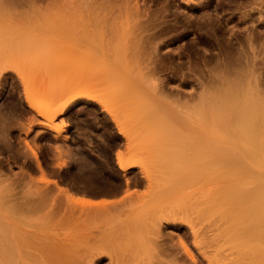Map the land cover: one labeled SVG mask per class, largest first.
<instances>
[{
  "label": "bare ground",
  "instance_id": "obj_1",
  "mask_svg": "<svg viewBox=\"0 0 264 264\" xmlns=\"http://www.w3.org/2000/svg\"><path fill=\"white\" fill-rule=\"evenodd\" d=\"M144 1L145 0H0V82L6 79V77H9L11 79L13 78V81L15 83L17 82L16 84L18 86L20 83L22 88H19L21 91H24V99L27 107L44 118L41 123L43 122L42 126H46L47 128L48 126L50 128L52 127L51 122L54 123L52 121L54 115L53 109L57 107V112L64 108H62V105L65 106L64 104L66 103L65 93L68 94L66 96L68 101L71 97L76 95L74 99L78 97L86 98L97 101L98 103H104L102 99L103 95L105 96V101L106 98L111 99V102L115 100L117 103H120L118 105L122 107L125 113V119L128 118L126 122L131 120L130 123H132V127L135 128L136 133L130 132L127 134L125 131L126 129L122 128L124 125L121 124L122 126L120 127L121 120L119 121L117 115H114L118 114L117 112L119 111L116 112V110H114L116 113L112 114V108H109L110 112H106L111 114V119L114 123L118 124L119 132L124 134L127 139H130V141H127L130 142V145L128 143L129 147L135 142L132 145H135L137 151L138 149L141 151V154L147 158L148 162L146 163H150L149 167L152 164L154 167L153 169H155L157 173V175H153L154 177L152 176L153 178L147 177L150 174H148L149 169L146 168L149 167L145 168L144 165H147L144 163L142 167L140 166V161H146V159L140 160L139 157L137 158L139 162L136 161V164L141 168L144 167L141 171L144 173L143 175H145L143 177H147L145 180H147L146 182L150 185L151 189H149V194H146L147 198L151 200L150 205H148L149 207L151 206V209L148 208V212L143 209L145 214H142L144 212L141 207V210L136 207L133 208L134 205L132 204L135 200L128 199L131 203H126L128 202L126 197L129 196L128 198H130L131 195V193L127 191V188L126 191L129 193H124L125 195H121V198H117V200H112L111 198H88L87 200H80V205H78L79 203L77 205L83 206L86 209L78 207L86 213L82 212V214L88 216L87 218L92 215L94 223H96V220H99L102 224L98 227V230L96 225H93V223L90 224L95 227V233L98 232L100 235L95 234L98 237L95 243L92 241L94 244L89 242L92 246L88 244V242H86L88 247L84 246L86 245L84 243L83 249L86 248V251L84 250L83 252L82 249L78 247L79 250L82 251L81 258L78 256L80 262L76 260L79 263H76L74 259L72 260H74V264H99L102 258L100 255L103 253L105 255L107 254L105 257L109 258V260H107L108 258L106 259L108 261L107 264H153V261H155V263L157 261L155 256H157L160 251H163L162 255H158L160 258H157L158 260L162 259L163 264H169L168 262H170V259L172 262L173 258L177 256V251L175 255L172 254V258L168 256L169 261L166 260L167 257H165L166 259L163 258L162 256H167V253H170V250L168 251L166 247L171 242L168 243V241H164L166 238L162 239V241L161 237L163 234L159 235V233H162V231H160L162 226H169L171 225L170 222H173L175 228H182V223L179 224L177 222L183 221V223H187V230L190 234V245L193 251L191 250L192 248L190 249L188 245L177 236V241H172L173 243L168 246L169 249L174 248L181 251V255L179 256L181 259L178 258V261L176 258L173 264H264V7L262 8L260 4L262 0L259 2L257 1V4L256 0H244L245 2L242 1V3H239L243 7H246V9H243L239 4H235L237 0L234 2L235 5H231V2H229L228 5L226 0H221L223 3L225 1L229 10L231 6L235 7L237 5L236 7H240L238 13H240V11L242 12V9L244 11V13H240L239 15L235 14L233 18L238 17L234 19H232V16H230L231 13L229 12V14H227L229 16L226 15V17H224L223 23L218 22V19H221L222 15H220L218 19L212 18L215 21L211 22L212 19L210 20L207 16L204 17L205 14L210 16V14H208L209 12H200L202 13L199 14L200 16L192 12L193 16H199L197 20L203 17L200 19L202 21L200 22L199 20L198 23L197 20L195 21V17L193 18L190 14L191 10H188L189 12L187 13L191 15L190 17L192 19H188V22L186 21L187 23L184 24H188L190 21V24L194 25L195 22H197L196 24H198L200 28L194 26L199 30L204 28L206 30H211L209 32H215V34L216 32H220L216 34V37H214L215 35L213 36L214 33H207L215 38H212L216 44L213 43L215 45V50L210 49V46L207 48L212 52L214 51L213 53L210 52L209 55L205 54V52H199L201 54L199 55L195 52L196 54L193 55L195 58L190 57L189 60L178 58L180 61L174 58L173 53H170L168 50L170 49L169 47L161 50L163 44L168 41L163 42L159 40L162 37L161 35H165L167 30H169L170 33L172 31L170 29L174 27L173 25L171 27L169 24V28L168 23L167 25L163 24L167 21L173 23L175 17L174 21L173 19H171V21L169 20L171 15H169V17L167 16V21L164 22L163 19L167 18L166 15L165 18H162L164 14L159 18L164 11L161 12L160 9L159 13H161L158 14V16L160 15L159 17L156 15L158 11L152 15L150 12L154 13L156 9L147 12L143 8L144 4H146ZM160 1L162 0L158 1L159 4H162ZM163 1L164 5L166 2L165 0ZM185 1L186 4L191 3L190 6L195 7L197 6L198 0ZM200 1H202L201 5L207 4L208 6L211 1L215 0ZM42 2L44 5H48L44 6L40 4ZM44 2L48 3L45 4ZM173 2L174 1H172V6L174 5ZM199 3L200 2H198V4ZM263 4L264 3H262V5ZM212 6H214L213 3ZM217 6H219L218 3ZM221 6L222 5H220V7ZM200 7L199 4L198 8ZM204 7H206V5ZM176 8H178V6ZM176 8H174L175 12L178 10ZM189 8L190 7H188V9ZM201 8L200 11H206L205 8L204 10H201ZM209 8L210 6L207 10ZM212 8L218 9L216 5ZM221 8L223 9L224 7L222 6ZM233 9L235 11V8ZM218 10H220V8ZM182 11L183 10L178 13L182 14L186 10ZM214 12L216 13L217 11L214 10ZM218 12L216 14L219 16ZM187 13H183L186 18L189 17L186 15ZM211 14L214 13L212 12ZM233 20L234 22L237 21L238 26L239 24L242 25L241 29H238V27L235 28L237 23H232ZM183 21L181 22V20L176 18V23H174L177 28H172L175 30L172 33L175 34L176 29L182 31L189 25H183V27H185L182 29ZM245 22L249 23L245 25ZM194 26H192V28ZM167 27L168 29H166ZM193 29L191 33H193ZM159 30H163L165 34H161ZM186 31H188V29ZM224 32L227 33V35H224ZM168 34L165 36L168 37ZM180 34L176 33L175 35L177 36ZM201 34L202 33H200V36ZM204 34L203 32L202 36L207 39L206 37L208 36ZM165 36H163L161 40H164V38L166 39ZM172 37L173 34L168 40L173 41ZM181 37H183V35H181ZM174 38L179 39V37ZM209 38L211 39L210 36ZM211 41L210 43L212 44L214 41ZM191 42L194 43V41H190V44H192ZM186 43L189 44L188 42ZM179 45L183 44L181 43ZM196 45L198 46V44ZM165 46H167V43ZM173 47L177 46L174 45ZM181 47H185V45ZM188 47H191V45ZM213 47L214 46H212V48ZM177 48L179 50L183 49L180 47ZM204 48L206 47L204 46ZM204 48H202V50H204ZM165 49L168 51H164ZM172 49L171 47V51ZM176 49L173 50L177 53L179 50L177 49L176 51ZM190 49L191 48H188V50ZM183 50H185V52L187 51L186 49ZM191 51H196V49L194 48V50ZM179 54L182 55L183 53H178V55ZM186 56L188 57V54H186L185 57ZM178 57L181 56L179 55ZM165 69H167V71L169 70L173 75L167 76L168 74L165 73L167 74L166 77L163 74ZM176 74L178 78L177 81L193 82L196 87L194 89L191 86V88L195 92H192V89V93L188 90L189 92H185L187 96H181V98L178 95L179 92L173 90V88L172 90L176 92L175 98H172V96H174L172 95L173 93H171L172 96L168 95L170 89L168 88L169 90H167V87H163L161 84H164V82L166 83L167 79L171 80L170 78ZM171 81H173V79ZM83 83L85 84L83 85ZM87 83L94 84L95 87L98 86V91H102V93L96 94L95 92L93 94V89H91L93 95H91L90 92H84L87 90H84V87H89L86 86ZM80 84L83 85V88L79 87L82 86ZM164 85L166 86L167 84ZM13 86L16 85L13 84ZM32 87L35 88L33 89ZM74 87L77 90H74ZM80 88L84 91H81ZM163 88L166 89V92ZM196 89L198 90L196 91ZM16 90L19 91L17 87ZM41 90L45 92L41 94H50V97L51 94L52 96H57L59 94L58 96L60 97L64 94V98L61 97L64 103L61 105L60 99H57L58 97H51V99L54 98L60 102L55 101L59 104L58 106H55V102L52 100L54 103L51 108L52 110H50L49 107V109H46L47 107L45 109L38 108L34 105L33 97L36 98L37 94L35 96L34 93H40ZM17 91H13L15 95ZM66 91H70V93L71 91H77V93L73 92L72 96L68 97L71 94ZM95 91H97L96 88ZM178 91L182 92L181 89H178ZM10 93L12 92L10 91ZM21 93L22 92H20V98L21 95H23V93ZM8 98L10 97L8 96ZM108 102H110V100ZM116 102L114 104H116ZM15 103H13L14 106H17L18 104L15 105ZM20 103L21 102H19V104ZM45 103H48L47 100ZM45 103L41 106L44 107V105H46ZM106 104L108 105V103ZM106 104L104 105L107 106ZM0 107L5 106L2 105ZM8 109L6 110L7 112H9ZM16 110L15 108V111ZM3 111L4 110L1 111L2 117ZM15 111L14 113H16ZM10 112H12V110H10ZM18 113L20 114L21 112ZM9 114L11 117L13 112ZM5 115V118L10 119L9 116H7L8 114L5 113ZM1 119L3 123V118ZM26 122H28V120ZM133 122L135 123L133 124ZM130 123L128 124L130 125ZM6 124L7 123L1 125L5 128H3L2 133L0 132L2 135L7 128ZM127 127L129 129L132 128L128 125L124 128ZM128 128L127 130L129 131ZM137 128H140L139 132ZM152 134L154 135L151 136ZM2 135L0 137H3ZM4 136L6 137L5 134ZM2 139L0 138V144L1 141H4V138ZM8 139H6V142L4 141L6 144L3 142L5 145H7V142L10 140ZM28 146L27 144V147ZM129 147L127 146V148ZM130 151L135 152L137 155L133 147L129 148V152ZM117 152L115 159L118 167L125 172L130 165L124 162L122 160V155ZM19 153H21V149L17 154ZM24 154L26 155V153ZM32 154L35 158L37 157L35 152H32ZM153 169L152 171H154ZM1 173L0 176L4 174L3 172ZM2 177H4V175L1 176L0 179V264H37V262L40 261H38L39 258L37 254L34 253L39 247L34 249L36 244H42L41 246H46L48 248V244L52 243V245H54L57 243L55 241H49V237L51 236L48 235L47 232L46 234L49 237L45 235V232H41L42 235L39 234L42 230L40 228L42 226L41 223L45 222V224H47L43 217H46L48 213H45L46 216H44L45 214L43 211H46V209L43 208H47L48 210V204H46L48 200H41V198H46L48 192L42 188L43 193H41V191L37 189H41L38 188L41 186L44 187L48 181H41L40 178L41 184H44L37 188L35 185H39L40 182L34 185L37 192H35V188L33 190V188L31 189V186L28 185L27 190L29 192L33 190V193L31 192L30 195L26 187L24 189L28 194H21L25 191H23L24 189L22 190V187L19 189L18 184V191L21 192L20 190H22V192L17 194L16 188L12 187L15 190L7 189L8 186L4 183L5 181H3ZM7 178L10 180L12 177ZM34 180H32V182H34ZM10 182H8V185L12 186L13 183L11 182L12 184H10ZM25 182L26 181H24V183ZM28 182H31L30 178L26 183ZM13 186L15 187V185ZM32 194H36L38 198L33 196V198H35L32 199ZM17 195H20L21 198ZM22 198H24V200ZM133 198L136 199V197ZM19 199L23 201L20 202ZM73 200L74 198L69 200V202ZM122 200H126L124 201L125 203ZM117 203L119 204V208L117 207ZM123 203L126 204V206ZM121 204H123L122 207H120ZM128 205H130L129 208H132L131 210H128L129 208L127 209ZM113 206L116 207L114 208ZM119 209H122L123 212ZM117 210L119 212L121 211L120 213H126L127 216L129 215L127 212L131 211V217L133 212H136L132 217L133 221H131L132 219L129 220L131 218L130 215L129 218L126 215L124 216V218H127L131 222V225L130 222L124 219L119 213L115 214L118 212ZM40 211H42L41 214L43 215L40 214L41 219H38ZM88 213L89 215H87ZM146 213L150 215L148 217L151 223L150 221H143V219L148 220ZM117 215L124 220L122 218H117ZM106 216H111V218L105 219ZM112 217L114 218L112 219ZM35 219L36 222L37 220L39 222L37 225H35L36 222H34L35 224L33 223ZM100 219L104 220L101 221ZM106 220L109 222L107 223ZM203 220H205L206 223L205 229L207 228V234L204 235V238H201L202 235L199 238L196 226L202 223ZM104 221H106L107 224H110V221H120L122 223L118 226V222H115V224L112 225L117 227L111 226L112 228L109 227L110 230H108L109 228H107L106 224V229L108 230L106 231L105 228L104 230L101 227L105 225L103 224L105 223ZM83 222L85 223V221ZM138 222L139 224L142 222V224L138 225ZM86 223L89 224V222ZM99 224L97 226H99ZM145 224L148 227H143V225L146 226ZM90 225H88V227L93 229ZM37 226L40 228V230L38 229V235L36 234L38 231L35 230ZM77 226L76 224L75 228ZM46 227H44L42 231H46ZM81 227L83 228V226ZM49 228L50 227H48V229ZM85 228L86 227H84L83 230L86 232L88 229ZM101 228L103 230H101ZM78 230H80L79 227ZM83 230L81 233L84 232ZM47 231L49 232L50 230ZM52 231L55 233L54 230ZM101 232H103L104 234L102 233V235H105L104 237L107 236L109 240L103 236V239L99 238L101 237ZM147 232H150L152 235ZM81 233L77 232L76 234L74 233V235L78 237V234ZM105 233L109 235L112 233L113 235L111 234V236H113V238L111 236L108 237L109 235ZM57 234L59 235V232L56 233V236ZM66 235L68 237L69 233ZM87 235L86 237L88 238ZM93 235L94 232L92 236ZM153 235L156 239V236L160 237L158 239L162 242L153 238ZM144 236H146V238ZM148 236L151 237L147 238ZM36 238H38L39 241ZM48 238L49 240H47ZM59 238L57 236V246L51 245L49 249L52 251H47H49V254L55 250L51 253V255L53 254L51 258H54L53 260L59 259L56 260L58 264L59 261L60 264H63L62 262H64L66 258L67 260L65 262H67L68 259L71 260L69 257L72 255L71 253L68 255L69 257L66 256L69 252H66L65 245H72L74 242L68 243L67 241L66 244L64 242L66 241L65 239L63 241ZM82 238L85 237L82 236ZM92 238L95 239V236ZM68 240L69 242L73 241V239ZM98 240L99 242H97ZM48 241L50 243H48ZM62 241L65 245L62 244ZM79 241H81V239ZM158 241L162 244L165 242L163 244L164 246L167 243L165 249ZM157 245L160 247L163 246V248L161 247V250L158 251V248L155 249ZM60 246H63L64 250H62L63 247L60 248ZM80 247L82 248V244ZM148 251H150V253ZM164 251L168 252L165 253ZM37 252L40 251L38 250ZM34 255L36 256L37 262H33L36 261ZM47 256L46 258H49L50 255ZM72 257L77 259L76 256ZM145 257H152L148 259L152 261L148 262ZM153 257L155 260H153ZM41 259L43 258L41 257ZM49 260L46 259L45 262H49ZM164 260H166L167 263ZM56 261L53 263L57 264ZM160 261H158L159 264H162ZM50 262V264H52V260ZM42 263L43 262H41V264ZM67 264L72 263L70 262Z\"/></svg>",
  "mask_w": 264,
  "mask_h": 264
},
{
  "label": "rangeland",
  "instance_id": "obj_2",
  "mask_svg": "<svg viewBox=\"0 0 264 264\" xmlns=\"http://www.w3.org/2000/svg\"><path fill=\"white\" fill-rule=\"evenodd\" d=\"M48 1V0H47ZM147 1V2H146ZM157 1V2H156ZM159 0H145L144 2L146 3V4H144V6H143V8L148 12H150V11H154V10H152V9H156V12H154V13H152V12H150L152 15L153 14H155V13H157V11H158V13L156 14L157 16H158V14H160L162 11H164V12H162L161 13V16L159 17V18H161L162 17V15L164 16V17H162V18H165V15H166V17L168 16L169 17V15H171V17H169V20H171V19H173V21H174V17H175V23H176V18L177 19H179V20H181V22L183 21V24H182V27H181V25H180V27L183 29L186 25H191L190 24V21H189V23L188 24H184V23H187L188 21V19L190 20V19H192L190 16L193 14L192 12H194V14H197V15H199V14H202V13H208V14H210V16L209 15H206L205 14V16L204 17H209L210 18V20L212 19V18H214V19H218V18H220V15H222V17H221V19H218V22H222L223 23V20H224V17H226V15L227 14H229V12L231 13V15L230 16H232V19H234V18H237L238 16L237 15H239L240 13H244V11H243V9H246V7H243L242 5H240L239 3H242V1L243 2H245L244 0H231V1H228V0H226V2H227V4L229 5V2H231L232 4L231 5H235V4H239V6H242V12L240 11V13H238L239 12V10H240V7L238 6V7H233V6H231L230 7V10H229V7L225 4V1H224V3H223V1H221V0H218V2H217V0H215V1H211V3L210 2H208V3H210L208 6H207V4H202L201 5V2L202 1H200V0H196L197 1V6H195V7H192V6H190L191 5V3L190 4H186V1L185 0H165V4H166V6H165V4L163 5V3H164V1L162 0V1H160L162 4H159V2H158ZM172 1H174L173 2V6H172ZM185 1V2H184ZM210 1V0H209ZM220 1H221V3H220ZM237 3H236V2ZM259 1H261V0H256V4L258 3ZM155 2V3H154ZM198 2H200L199 4H200V6L202 7H200L201 8V10H204V8L206 9V11L204 10V11H200V8H198L199 7V4H198ZM234 2H235V4H234ZM45 4H47L48 2H44ZM142 3V2H141ZM147 3H149L150 4V6H149V4H147ZM158 3V4H157ZM169 3V4H168ZM187 3H189V2H187ZM212 3H213V5L214 6H212ZM216 3V4H215ZM217 3H218V5L219 6H217ZM262 3H264V0H262V2L260 3L261 4V6H262V8L264 7L263 5H262ZM40 4H42V5H44L43 4V2L42 3H40ZM175 4H178V5H175ZM182 4V5H181ZM226 5V6H224V5ZM253 4H255V3H253ZM48 5V4H47ZM47 5H44V6H47ZM170 5V6H169ZM206 5V7L208 8L209 6H210V8L207 10V8L206 7H204ZM215 5H216V7L219 9L220 8V10H218V9H215V8H212V7H215ZM220 5H222L224 8V10L220 7ZM41 6V5H40ZM149 8H148V7ZM178 6V8H176V7ZM188 7H190L189 9H188ZM197 7V8H196ZM204 7V8H203ZM228 7V8H227ZM46 8H48V7H46ZM174 8H176V9H178V10H176V12H175V9ZM187 8V9H186ZM196 8V9H195ZM232 8V9H231ZM233 8H235V11H234V9ZM149 9V10H148ZM160 9H161V12L159 13V11H160ZM174 9V10H173ZM183 10V11H185V12H183L184 14L185 13H187V12H189L190 10V14H186V15H188L187 17L188 18H186V16H184V14L182 13V14H180V13H178V12H180L181 10ZM198 9V10H197ZM44 10H46V9H44ZM189 10V11H188ZM213 10V11H212ZM214 10L215 11H219L218 13H219V16H218V14H216L215 12H214ZM221 10H222V12H224V13H222L221 12ZM226 10H228V11H226ZM47 11V10H46ZM145 11V12H146ZM200 12H202V13H200ZM214 13V14H216L215 16H216V18H215V16H213L214 14H211V13ZM234 14H233V13ZM150 13H145V14H150ZM221 13V14H220ZM226 13V14H225ZM168 14V15H167ZM180 14V15H179ZM233 14V15H232ZM235 14H237L236 16L237 17H234L233 18V16L235 15ZM225 15V16H224ZM193 16V15H192ZM196 15H194L193 16V18L195 17ZM200 16V15H199ZM199 16H197V17H195V21L198 19V17ZM218 16V17H217ZM227 16H229V15H227ZM168 17L167 18H165V19H163L164 20V22H166L167 21V19H168ZM173 17V18H172ZM183 17H185L186 18V20H185V18H183ZM201 18H203V17H201ZM200 18V19H201ZM223 18V19H222ZM183 19V20H182ZM199 19V20H200ZM199 20H197L198 21V23H199ZM235 20H238V19H235ZM172 21V20H171ZM187 21V22H186ZM202 20H200V22H201ZM212 21H215V20H211V22ZM173 22V23H174ZM234 22V20L232 21V23ZM167 23H168V26H169V24H170V26L172 27V25L174 26V27H172V28H175L176 26H175V23L173 24V23H171V22H166L165 24H163V25H167ZM197 22H195V26H198V24H196ZM234 23H237V21H235ZM246 24L245 25H247L248 23L247 22H245ZM183 25H185L184 27H183ZM186 26L185 27V29L184 30H178V29H176V32H175V34L177 33H181V32H183V33H181L180 35H175L174 33H172V32H174L175 30L174 29H170V30H172L170 33H171V35H170V33H169V30H167L165 33H163V30L161 31V30H159V31H161V34H165V35H167L168 33V37L170 36H172V34H173V37H172V39H173V41L172 40H168L169 38L167 37V36H165V35H161L162 37L163 36H165L166 37V39L164 38V40H161V39H163L162 37L159 39L160 41H168V42H166L167 43V46H165L166 45V43H164L163 44V47L161 48V50L163 49V48H170V49H168L169 51H170V53H173V56H174V58H176V60H178V61H180V59H178V58H182V59H190V57H192V58H195L193 55L194 54H196V53H198L199 55H201L200 53H203V52H205V54H209L210 55V52H212L211 50H208L207 48H209V46L211 47L210 49H214L215 50V41L214 40H212V38L213 39H215L214 37H216V34H219V32L217 33L216 32V34H215V32H209V31H211V30H209V29H204V28H202V29H197V27H195L194 25H191V26ZM170 26H169V28H170ZM192 26H194L193 28H192ZM236 27H238V29H241V27H242V25H240L239 24V26H238V23L236 24V26H235V28ZM240 27V28H239ZM177 28V27H176ZM178 28H179V26H178ZM190 28H191V31H190ZM198 28H200L199 26H198ZM161 29V28H160ZM166 29H168V27L166 28ZM166 29H164V30H166ZM188 29V31H186ZM192 29H193V33H191L192 32ZM203 29H204V31H203ZM199 30V31H198ZM179 31V32H178ZM195 31V32H194ZM205 31H207V32H205ZM243 31V30H242ZM203 32L205 33L204 35H206V36H208V37H206L207 39H205V37L204 36H202V34H203ZM184 33H187V34H184ZM200 33H202L201 34V36H200ZM210 33V34H212V33H214L213 34V36H211V35H208V34ZM181 35H183V37H181ZM224 35H227V33H225L224 32ZM209 36L211 37V39L209 38ZM174 37H179V39H177V38H174ZM202 38V39H201ZM182 39V40H181ZM214 41V42H212V41ZM190 41H194V43L193 42H191L192 44H190ZM206 41H207V43H206ZM209 41V42H208ZM210 41L212 42V44L210 43ZM172 44H171V43ZM177 42V43H176ZM186 42H188L189 44H187ZM199 42V43H198ZM183 44V45H185V47H181V46H183V45H179V44ZM210 43V44H209ZM160 44V43H159ZM187 44V45H186ZM196 44H198V46L196 45ZM170 45V46H169ZM172 45V46H171ZM174 45H176L177 47H180V48H183V49H186L187 51L185 52V50H183V49H178L177 47H173ZM191 45V47H188V46H190ZM201 45H203V46H201ZM214 46L213 48H212V46ZM161 46H162V42H161ZM196 49V51H191V50H194V48ZM204 46L206 47V48H204ZM171 47L173 48V49H178L179 51L176 53L173 49H172V51H171ZM186 47H188V48H191L190 50H188V48H186ZM196 47H198V48H196ZM200 47V48H199ZM204 48V50H202V48ZM166 48V49H167ZM166 49L164 50V51H166ZM177 49H176V51H177ZM199 49V50H198ZM202 50V52H201V50ZM208 51H207V50ZM167 50V51H168ZM182 50H183V52H182ZM207 51V53H206V51ZM166 51V52H167ZM174 52H175V54H174ZM186 54H188V57L186 56L185 57V53ZM192 52H194V53H192ZM196 52V53H195ZM200 52V53H199ZM209 52V53H208ZM214 52V51H213ZM212 52V53H213ZM162 53H164V52H162ZM169 53V54H170ZM178 53H183L182 55L181 54H179L181 57H178L179 55H178ZM190 53H191V56H190ZM216 53V52H215ZM177 54V55H176ZM172 55V54H171ZM170 55V56H171ZM209 55H207V56H209ZM173 56H171V57H173ZM197 56V55H196ZM185 57V58H184ZM167 59V58H166ZM168 60V59H167ZM169 61V60H168ZM166 71V72H165ZM165 71H163V74L166 76L167 74V76H170V75H173V74H171V72L168 70L167 71V69H165ZM169 72V73H168ZM165 73H167V74H165ZM166 76V77H167ZM176 78V79H175ZM171 80L173 79V81H171V80H169V79H167V82L171 85H169L167 82L165 83L164 82V84H167L166 86L164 85V84H161L163 87H167V90H169L168 91V95H170V96H172V95H174V96H172V98H175V91H177V92H179V97H181V96H187V94L185 95V92L187 91V92H189L188 90H190V92H191V89L192 88H194L195 89V84L193 83V82H189V81H186L187 83H188V85H187V83L186 82H183V81H181V80H178L177 81V74L176 75H174V76H172V78H170ZM175 80V81H174ZM13 81V78L11 79V78H9V77H6V79H4V80H2L1 82H0V106H5V107H0L1 109H0V112L2 111V110H4L3 111V117H2V112L0 113V119L1 118H3V121L5 122V123H7L6 124V130L4 131V133H3V135L2 134H0V136L2 135L3 137H0L1 139L2 138H4V141L6 142L7 140L6 139H8L9 141V144H8V142H7V145H5L2 141H1V146H0V171L1 172H3L4 174V177H2L3 178V181H5L4 183L5 184H7V189L9 188V189H13V188H16V190L18 191L19 189H21L20 187H22V190L26 187V190H27V187H28V185L29 186H31V189L33 188V190H34V188H35V186H36V188L38 187V186H40V185H43L44 183H42L41 184V181L42 180H47L48 181V183L47 184H45L44 185V187L43 186H41V187H38V188H41V189H37L38 191H41V193H43V191H42V188H43V190L45 189L47 192H48V195L46 196V198H41V200H43V199H46V200H48L47 202L48 203H46V204H48L47 205V207H48V210H47V208H43V209H46V211H43V213L45 214V213H48V215L46 216V214L44 215V216H46V217H43V219L45 218V220H46V222H47V224L49 225H47V224H45V222L44 223H41V221H40V223L42 224V226L40 227L42 230H44V227H46L47 228V230H50L49 232L46 230V231H40V233H39V230H40V228H39V226H40V224H39V226H37V228H35V230L36 231H38L36 234L38 235V233L40 234V235H42V233L41 232H45V235H47L46 234V232L48 233V235H50L51 237H49L48 235H47V237H49L50 238V240H49V238L47 239V240H49V241H51V242H57V243H53L54 245H56V244H58V241H56V239H57V236H58V238L60 239V240H63L64 241V239L66 240V241H64L66 244H67V241H68V243H73L74 242V244H72V245H74V246H72V245H65L64 244V242L62 243V244H64L65 245V247H66V252H69L68 254L67 253H65L64 251H61V252H64L65 254H67L66 256L67 257H69L68 255H70L71 253H72V255H70L71 257H69V258H71V260L72 259H74L75 261L76 260H78V256L80 257L81 255H82V251L84 252V250L86 249H83V245H84V243L86 244V242H88V244H90L91 246H92V244H94L95 242H96V239H97V235H100V234H98V232L97 233H95L96 232V229H95V227L94 226H92V225H90V224H92L93 223V225H96V228H97V230L99 229L98 227H100V225L102 224V222H100L99 220H96L95 222L97 223H94V219L92 218L93 216L91 215V216H89V218H87L88 216H85V211L83 212V210L82 209H79L80 207L82 208L83 206H78V205H80V200H82V199H102V198H104V199H112V200H117V198L119 199V198H121L120 196L121 195H125L124 193H126L127 191H129L130 193H131V195H133V196H131L130 195V198H133V197H136V199L135 198H133V199H130V198H128L129 196H127L126 198H127V201L128 202H126L127 204H129V203H131V201L129 202V200H135V201H133L132 203V205H134L133 206V208L134 207H136V208H138L139 210H141L142 209V211H143V209L146 211V212H148L149 211V209L148 208H150L151 209V206L149 207L148 205H150V201L151 200H149V198H147V196H146V194L148 195L149 194V192H150V185L146 182L147 180H145L147 177H152L153 175L155 176V175H157V173H156V170L155 169H153L154 167L152 166V164L150 165V167H151V169H150V167H149V164L150 163H146V162H148L147 161V158H145V156L144 155H142L141 154V151L138 149V151H137V148L135 147V145H132V144H134L135 142H133V140H132V144H131V146L130 147H133V149H135V151L137 152V155H136V153L135 152H132V151H134V150H132V151H130L129 152V145H130V142H127V141H130V139H127V137L126 136H124V134H122V133H120L119 132V130H118V124H116V123H114V121L111 119V114H109L108 112H106V111H109L111 108H112V114H114V113H116L117 111H119V112H117L118 114H114V115H117V117H118V120L120 121V127L122 126V125H124L122 128L123 129H126L125 131H126V133L128 134V133H136V131H135V128H133L132 127V123H130V121L131 120H129V122H126L127 121V119L128 118H126L125 119V117H124V111H123V109H122V107H119L120 105H118V104H120V103H117L115 100H113V102H111L112 100L111 99H108V98H106V101H105V99H104V95L102 96L103 98V102L104 103H98L97 101H94V100H90V99H86V98H76V99H74L76 96H74V97H71L70 99H69V101L67 100V95L68 94H66L65 93V100H66V103L64 104L65 106H63L62 105V103H64V100L61 98V97H63V95L64 94H62V96L60 97V96H52V94H51V97H58L57 99H60V102L59 101H57V100H55L54 98H52L51 99V97H50V94L49 95H43V94H41V93H45L43 90H41L40 91V93H38V92H35L34 93V95L36 96V94H37V97L35 98V97H33V100H34V105L35 106H37L38 108H42V109H45L46 107V109H49L50 108V110H52L51 108L53 107V102H55V101H57V102H59L61 105H62V108L63 109H61V111H57L56 112V108L57 107H55V106H58L59 104H57L56 102H55V108L53 109V112H54V115H53V117H52V121L55 123H52L51 122V125H52V127H54V128H50L49 126H48V128L46 127V126H42V123H41V121H43L44 120V118H42V116H40L39 114H37L36 112H34L32 109H29V107H27V105H26V103H25V99H24V91L22 90H20V88H22L21 87V85H20V83H19V86L14 82H12ZM181 81V82H180ZM4 82V83H3ZM12 82V83H11ZM180 83V84H179ZM182 83V84H181ZM13 84L14 85H16V86H13ZM85 83H83V85H84ZM89 83H87L86 84V86H89V87H84V90L85 89H87V90H83L82 88H83V85L82 84H80V85H82V86H79V87H82V88H80L81 89V91H84V92H92L91 91V89H93V94L96 92V94H99V93H102V91L100 92V91H98V89H97V87L98 86H94V84L92 85L91 83V85L89 84ZM186 84V85H185ZM193 85H194V87H193ZM35 86V85H34ZM93 86V87H92ZM191 86H192V88H191ZM12 87V88H11ZM15 87V88H14ZM16 87H17V89L19 90V91H17L16 90ZM20 87V88H19ZM47 87H48V85H47ZM183 89H182V88ZM11 88V89H10ZM33 88V87H32ZM35 88V87H34ZM33 88V89H34ZM75 88V87H74ZM74 88H72V89H74ZM78 88V87H77ZM95 88H96V90L98 91H95ZM169 88V89H168ZM174 88V89H173ZM12 89H14V90H12ZM48 89V88H47ZM79 89V88H78ZM164 89V91L166 90L165 88H163ZM175 90V91H173V90ZM178 89H181L182 90V92L181 91H178ZM74 90H77L76 88L74 89ZM89 90V91H88ZM172 90V91H171ZM193 90V89H192ZM198 89H196V91H197ZM10 91L12 92V93H10ZM16 92L17 91V94L15 95V93L14 92ZM46 91H48V90H46ZM20 92H22L23 93V95H21V98H20ZM67 93H69V94H71V95H69L68 97H70V96H72V94H73V92H76L77 93V91H71V93H70V91L68 92V91H66ZM166 92V91H165ZM181 92V93H180ZM186 92V93H187ZM192 92H195L194 90L192 91ZM191 92V93H192ZM21 93V94H22ZM89 93V94H90ZM171 93H173L172 95H171ZM183 93H184V95H183ZM10 94H11V96H10ZM47 94V93H46ZM92 93H91V95H93ZM96 94H95V96H96ZM182 94V95H181ZM19 95V96H18ZM61 95V94H60ZM166 95H167V93H166ZM8 96L11 98H8ZM17 97V98H15V97ZM22 96H23V98H22ZM32 96V95H31ZM46 96V97H45ZM6 97V98H5ZM40 97V98H39ZM47 97H48V99H47ZM178 97V96H177ZM16 99V103H15V99ZM20 98V99H19ZM44 98V99H43ZM64 98V97H63ZM170 98V97H169ZM182 98V97H181ZM12 101H10V100ZM13 99V100H12ZM18 99V100H17ZM24 99V100H23ZM50 99V100H49ZM81 99V100H80ZM20 100V101H19ZM46 100H47V104L45 103L46 102ZM52 100H53V102H52ZM78 100V101H77ZM110 100V102H108V101ZM10 101V102H9ZM49 101H51V102H49ZM68 101V102H67ZM18 102V103H17ZM19 102H23L22 104L20 103L19 104ZM70 102V103H69ZM108 103V105H109V107H108V105L106 104V103ZM116 102V104H114ZM4 103V104H3ZM13 103H15V105H17V106H14V104ZM43 103H45L46 105H44V107H42L41 105H43ZM68 103V104H67ZM10 104V105H9ZM13 104V105H12ZM99 104H100V106H99ZM104 104H106L107 106H103ZM111 104V105H110ZM113 104V105H112ZM21 105V106H20ZM8 106H9V109L10 110H12V112H13V114H12V112H10V110L8 109ZM19 106V107H18ZM116 106V107H115ZM10 107H12V108H10ZM17 109L16 111H15V108ZM49 107V108H48ZM59 107H61V106H59ZM106 107H108V108H106ZM8 109V111L9 112H7L6 110ZM14 108V109H13ZM25 108V109H24ZM26 108H28V109H26ZM110 108V109H109ZM58 109V108H57ZM105 109V110H104ZM26 110H27V112H26ZM32 110V111H31ZM63 110V111H62ZM114 110H116V112L114 111ZM14 111L16 112V113H14ZM23 111V112H22ZM29 111V112H28ZM105 111V112H104ZM18 112H21L20 114L18 113ZM34 112V113H33ZM110 112V111H109ZM5 113L6 114H8L7 116H9L10 114L9 113H11L12 115H11V117L9 116V118L10 119H8V118H5ZM17 114V115H16ZM35 114V115H34ZM121 114V115H120ZM5 115V116H4ZM37 115V116H36ZM20 117H21V119H20ZM29 117V118H28ZM127 117V116H126ZM33 120H32V119ZM7 119V120H6ZM12 119V120H11ZM123 119V120H122ZM28 120V122H26V121ZM30 120H32V121H30ZM110 120V121H109ZM1 122H0V127L2 128H0V132L2 133V130H3V128L4 127H2L1 125H5V123L3 122L2 123V119L0 120ZM10 123H9V122ZM29 121H30V124H29ZM34 121V122H33ZM38 121H40V122H38ZM12 122H14V123H12ZM21 122V123H20ZM126 122V123H125ZM9 123V124H8ZM40 125H39V124ZM119 123V122H118ZM128 123H130V125L128 124ZM135 122H133V124H134ZM33 124V125H32ZM122 124V125H121ZM117 125V126H116ZM129 126V127H132L131 129H129L128 127V129H129V131L127 130V128H124L125 126ZM12 126V127H11ZM9 127H11V128H9ZM27 127H29V128H27ZM151 127H153V126H151ZM23 128V129H22ZM141 128V127H140ZM140 128H137V130H138V132H139V129ZM5 129V128H4ZM29 129V130H28ZM52 129V130H51ZM132 129H134V130H132ZM148 129H149V127H148ZM22 130V131H21ZM48 130V131H47ZM54 130H55V132H54ZM17 131V132H16ZM24 131V132H23ZM153 131V130H152ZM152 131H151V133H152ZM8 132H9V134H8ZM16 132V133H15ZM21 132H23V133H21ZM58 132V133H57ZM137 132V133H138ZM17 133H19V134H17ZM25 133V134H24ZM44 133V134H43ZM4 134L6 135V137L4 136ZM58 134V135H57ZM122 134V135H121ZM55 135V136H54ZM154 134H152L151 136H153ZM129 138V137H128ZM149 138H154V137H149ZM3 140V139H2ZM12 141V142H11ZM127 144H126V143ZM128 143H129V145H128ZM24 144V145H23ZM27 144L29 145L28 147H27ZM3 145V146H2ZM5 145V146H4ZM8 145H9V147H8ZM127 146L129 147V148H127ZM16 147H18V148H15ZM26 150H25V149ZM20 149H21V153H19V154H17L18 153V151H20ZM24 150V151H23ZM131 150V149H130ZM118 151V152H117ZM23 152V153H22ZM32 152H35V155L37 156L36 158L33 156V154H32ZM116 152L117 153H120L121 155H122V160L124 161V162H126V163H129V167L125 170V172L123 171V170H121L119 167H118V164H117V161H116ZM24 153H26V155L24 154ZM141 154V155H140ZM139 155V156H138ZM137 156V157H136ZM140 158V160H142V159H146V161L145 160H142V162L140 161V166L142 167L143 165V163L144 164H146L147 166H145L144 165V167L146 168V167H149V168H146V169H149L148 171L149 172H151V173H149L148 172V174H150V175H148L147 177H143V176H145V175H143L144 173H142V171H141V169H143V168H141L138 164H136L137 162H139L138 160L139 159H137V158ZM143 157V158H142ZM137 161V162H136ZM150 161V160H149ZM39 162V163H38ZM133 165V166H132ZM40 166V167H39ZM107 166V167H106ZM39 167V168H38ZM114 167V168H113ZM41 169V170H40ZM152 169L154 170V171H152ZM9 171V172H8ZM140 171V172H139ZM0 172V174H2ZM155 174H154V173ZM28 173V174H27ZM40 174V175H39ZM3 175H1V176H3ZM9 175V176H8ZM45 175V176H44ZM1 176H0V179H1ZM28 176V177H27ZM30 176V177H29ZM31 176H32V178H31ZM142 176V177H141ZM153 176V177H154ZM7 177H12V178H10V180H11V182L13 183H11L10 182V180H9V178H7ZM126 177V178H125ZM152 177V178H153ZM13 178H14V180H13ZM29 178H30V181L32 182V180H34V182H36V183H34V182H28V183H26L27 181H29ZM40 178H41V181H40ZM39 179V180H38ZM9 180V181H8ZM24 181H26L25 183H24ZM38 181V182H37ZM8 182H10V184H12V186H11V188H10V186L8 185L9 183ZM40 182V184L39 185H35V184H38ZM127 184H126V183ZM146 182V183H145ZM22 183V184H21ZM31 183V184H30ZM19 184V186H18V188H17V185ZM147 184H148V186H147ZM13 185H15V187L13 186ZM32 185H33V187H32ZM35 185V186H34ZM24 186V187H23ZM127 186V187H126ZM13 187V188H12ZM36 188H35V190H36ZM128 190H127V189ZM29 189V188H28ZM122 189H124V190H122ZM150 189V190H149ZM13 190H15V189H13ZM22 190H20L21 192H22ZM26 190L24 189L23 191H25V192H23V193H21V192H17L16 191V193L18 194V193H21V194H28L27 192H29L28 190H27V192H26ZM32 190V191H33ZM37 190L35 191V192H37ZM127 190V191H126ZM31 191V192H32ZM125 191V192H124ZM14 192V191H13ZM31 192H29V195L31 194ZM129 192H127V193H129ZM33 193V192H32ZM39 193V192H38ZM133 193V194H132ZM20 194V195H21ZM112 194V195H111ZM20 195H17V196H20ZM66 195H68V196H66ZM151 195V194H150ZM24 196V195H23ZM26 196V195H25ZM28 196V195H27ZM33 196H35V197H37L36 196V194L34 195V194H32V199H34L33 198ZM42 196V195H41ZM138 196H140V197H138ZM30 197V196H29ZM45 197V196H44ZM48 197V198H47ZM66 197H68V198H66ZM19 198H21V196L19 197ZM38 198V197H37ZM74 198V200L73 201H71V202H69V200H72ZM138 198V199H137ZM23 200H24V198H22ZM129 199V200H128ZM146 199V200H145ZM148 199V200H147ZM20 200V199H19ZM23 200H20V202L21 201H23ZM45 200V201H46ZM75 200H77V201H75ZM83 201V200H82ZM123 201V200H122ZM124 201H126V200H124ZM123 201V202H124ZM19 202V203H20ZM72 202H73V204H72ZM145 202V203H144ZM23 203V202H22ZM76 203V204H75ZM79 203V204H78ZM119 203H122V202H119ZM125 203V202H124ZM123 203V204H124ZM78 204V205H77ZM118 204V203H117ZM123 204H121L120 205V207H122V205ZM114 205H116V204H114ZM125 206H126V204H124ZM136 205H138V206H136ZM143 205V206H142ZM117 206V205H116ZM115 206V207H116ZM79 207V208H78ZM114 207V206H113ZM114 207V208H115ZM118 208H119V204H118V206H117ZM130 207V205H128V207H127V209ZM132 207V206H131ZM140 207H141V209H140ZM142 207H144V208H142ZM111 208H112V206H111ZM110 208V209H111ZM114 208H113V210H114ZM83 209H85V207H83ZM88 209V208H87ZM125 209V208H124ZM132 208H129L128 210H131ZM138 209H136V210H138ZM40 210V209H39ZM81 210V211H80ZM86 210V209H85ZM116 210V209H115ZM119 210H122V209H119ZM127 210V211H128ZM135 210V209H134ZM42 211H40V213H39V216H38V219H41L40 218V214H41V212ZM48 211V212H47ZM88 211H89V209H88ZM118 211V210H117ZM145 211H143L144 213H142L141 211H139V212H141L142 214H145ZM82 212L83 213H85V214H82ZM115 212V211H114ZM121 212V211H120ZM119 211L118 212H116L115 214H117V213H119L121 216H123V218H124V216L126 215L127 216V214L125 213H120ZM122 212H123V210H122ZM131 212V211H130ZM130 212H127V213H129V215H130V217H131V214H132V212H131V214H130ZM81 215H80V214ZM136 212H133V215L135 214ZM138 213V212H137ZM79 214V215H78ZM118 214V215H119ZM122 214H124V215H122ZM41 215H43V214H41ZM87 215H89V213L87 214ZM113 215H114V213H113ZM113 215H111V216H113ZM117 215V216H118ZM129 215L127 216L128 218H129ZM133 215H132V217H133ZM146 215H147V218H148V220H144L143 219V221H145V222H147V221H150V219H149V217L148 216H150V215H148L147 213H146ZM81 216H83V217H81ZM111 216L109 217V216H106L105 217V219H110L111 218ZM81 219H80V218ZM86 217V218H85ZM90 217H91V219H90ZM98 217H101V216H98ZM104 217V216H103ZM102 217V218H103ZM115 217V216H114ZM114 217H112V219L114 218ZM132 217L129 219V220H131L132 219ZM145 217V216H144ZM35 218H36V216H35ZM94 218H95V216H94ZM101 218V219H102ZM117 218H122V217H117ZM122 218V219H123ZM146 218V217H145ZM146 218V219H147ZM42 219V220H43ZM48 219V220H47ZM79 219H80V221H79ZM89 221H88V220ZM93 219V220H92ZM100 219V220H101ZM124 219H126V220H128L127 218H124ZM123 219V220H124ZM104 220V219H103ZM103 220H101V221H103ZM115 220H117V219H115ZM128 220V222H130ZM79 221V222H78ZM83 221H85V223L83 222ZM92 221V222H91ZM107 221V220H106ZM106 221H104L105 223H103V224H105L104 226H101L103 229L105 228L106 229V224L109 222V221H107V223H106ZM112 221V220H111ZM110 221V224H107V228H112L111 226H113L112 224H115V222H118V221H115V222H111ZM131 221H133V219L131 220ZM135 221V220H134ZM142 221V222H143ZM34 222H36V219L33 221V223ZM86 222H89V224L88 223H86ZM99 222H100V224H99ZM142 222H140V224H142ZM37 223H39L38 222V220H37V222H36V224L35 225H37ZM79 223V224H78ZM120 223H122V222H118V226H120L121 224ZM136 223V222H135ZM134 223V224H135ZM150 223H151V221H150ZM177 223H179V224H181L182 223V228H175L174 226H173V222H170V224L171 225H169V226H162V228H161V230L160 231H162V233H159V235L160 234H163V236L161 237V240L162 239H164V238H166V239H164V241L166 240V241H168V243L169 242H171V243H173V242H175V241H177V238L178 237H180L187 245H188V247L191 249L192 248V246L190 245V234H189V231L187 230V223H183V221H179V222H177ZM33 224V225H34ZM72 224H74V225H72ZM78 225L76 228H75V225ZM99 224V226H97ZM128 224V223H127ZM126 224V225H127ZM137 224V223H136ZM139 224V222H138V225H140ZM34 225V226H35ZM88 225H90V226H92V228L93 229H91V227H88ZM130 225H131V222H130ZM133 225V224H132ZM146 225V224H145ZM150 225H152V224H150ZM81 226H83V228L84 227H86L85 229H88L86 232H85V230H83V228L81 227ZM124 226H125V222H124ZM205 226H206V223H205V220H203L202 221V223H200V224H198L197 226H196V228H197V231H198V236H199V238H200V236H201V238H204L205 236V234H207V231H206V229H205ZM43 227V228H42ZM48 227H50L49 229H48ZM52 227V228H51ZM78 227H79V229L81 230H83L84 232H85V234H84V232L83 233H81L82 232V230L80 231V230H78ZM81 227V228H80ZM113 227H117V226H113ZM143 227H148L147 225L146 226H144L143 225ZM143 227H141V228H143ZM45 228V229H46ZM54 228V229H53ZM90 228V229H89ZM101 228V230H103ZM110 228L108 229V230H110ZM39 229V230H38ZM54 230L55 231V233L52 231V230ZM74 229V230H73ZM77 229V230H76ZM104 229V230H105ZM69 230V231H68ZM76 230V231H75ZM90 230H91V232H92V234H93V232H94V235L92 236V234H91V232H90ZM107 229H106V231H108ZM146 230V229H145ZM187 230V231H186ZM35 231V232H36ZM72 231H74V232H71ZM100 231V230H99ZM113 231V230H112ZM111 231V232H112ZM115 231V230H114ZM147 231H150V230H147ZM152 231H153V229H152ZM206 231V232H205ZM59 232V235L57 234V236H56V233H58ZM63 234H68L69 233V235H68V237H67V235L65 236V235H63ZM68 232V233H67ZM81 233V234H78V237L81 239V241H79L80 239L77 237V235H74V233L76 234V233ZM88 232V233H87ZM110 232V231H109ZM187 232V233H186ZM102 233L103 232H101V237H99V238H102ZM147 233H150V232H147ZM154 233V232H153ZM165 233V234H164ZM60 234H62V235H60ZM71 234V235H70ZM85 236H84V235ZM88 234V235H87ZM95 234H97V235H95ZM104 234V233H103ZM106 234V233H105ZM108 234V233H107ZM106 234V235H107ZM111 234L112 233H110V235L108 236V237H110L111 236ZM151 234V233H150ZM39 235V236H40ZM44 235V234H43ZM86 235L88 236V238L90 237L91 238V240H90V238H89V240H88V238L86 237ZM113 235V234H112ZM149 235V234H148ZM152 235V234H151ZM82 236L83 237H85V238H82ZM95 236V239L94 238H92V237H94ZM105 236V235H104ZM103 236V237H104ZM165 236V237H164ZM171 236V237H170ZM178 236V237H177ZM62 237H63V239H62ZM70 237H74V238H70ZM77 237V238H76ZM112 238H113V236H111ZM145 238H146V236H144ZM151 237V236H150ZM149 236L147 237V238H150ZM157 237V239L154 237V235H153V238H155L156 240H160V239H158V238H160V237H158V236H156ZM42 238V237H41ZM53 238V239H52ZM70 239V240H72L73 239V241L71 242H69V240L68 239ZM104 238H107V236L106 237H104ZM152 238V239H153ZM36 239H38V238H36ZM43 239V238H42ZM103 239V238H102ZM108 240H109V238H107ZM106 239V240H107ZM111 239V238H110ZM53 240V241H52ZM83 240H86V241H83ZM88 240V241H87ZM149 240V239H148ZM156 240H153V241H156ZM160 240V241H161ZM36 241V240H35ZM38 241H39V239H38ZM37 241V242H38ZM48 241V243H50ZM92 241H94V243H92ZM103 241H105V240H103ZM102 241V242H103ZM160 241H158V242H160ZM163 241V240H162ZM161 241V242H162ZM173 241V242H172ZM40 242H41V240H40ZM39 242V243H40ZM82 242V243H81ZM89 242H91V243H89ZM97 242H99V240L97 241ZM160 242V243H161ZM79 243V244H78ZM165 242H163V244H164ZM171 243H169V244H171ZM79 246H78V245ZM81 244H82V248L80 247L81 246ZM88 244H86V245H84V246H87L88 247ZM99 244H101V243H99ZM162 244V243H161ZM162 244V245H163ZM169 244L167 245V243H166V245H167V247H166V245L164 246V249H165V247L168 249V251L170 250V253H171V255H170V253L168 252V251H166V252H168L169 253V255H168V253H167V256H162L163 258H165V257H167V261H169L168 259H169V257L168 256H171L170 258H172L173 256H172V254H174L175 255V253H176V251H177V256H175L174 258H173V261L177 258H179V256L181 255V251H179L178 249H169ZM42 244H36V247L34 248V249H36L38 246V250L40 251V252H37L38 250L36 249V251L34 252L35 254H37V256H38V258H39V260L38 261H40V262H37V260H36V256H35V260L36 261H33V262H37V264L39 263V264H41V262H43L42 264H46V263H48V264H50L51 262V260H52V264H54L53 262L54 261H56V260H59V259H56V260H53L51 257H53V254L51 255V253H53V252H51L52 250L51 249H49V248H51V247H49V246H51L52 245V243H50V244H48L49 246H48V248L46 247V246H41ZM54 245H52V246H54ZM57 246V245H56ZM72 246V247H71ZM93 246H95V245H93ZM159 245H157V247L155 248V249H157L158 251H160L161 250V247L163 248V246H159ZM43 249H42V248ZM63 247V246H62ZM61 246H60V248H62ZM74 247V248H73ZM80 249H82V251L81 250H79V248ZM47 248V249H46ZM54 249H56V248H54ZM71 249V250H70ZM154 249V248H153ZM47 250H51L50 252L51 253H49L48 254V252L49 251H47ZM58 250V249H57ZM62 250H64V247H63V249ZM70 250V251H69ZM172 250H173V253H172ZM192 251H193V248L191 249ZM59 251V250H58ZM76 251H77V253H76ZM81 251V252H80ZM86 251V250H85ZM153 251V250H152ZM155 251V250H154ZM149 253H150V251H148ZM156 252V251H155ZM155 252H152V253H155ZM162 252L163 251H160L159 253H158V255H162ZM165 252V251H164ZM165 252V253H166ZM44 253V254H43ZM76 253V254H75ZM149 253H147V254H149ZM161 253V254H160ZM39 254H41V255H39ZM47 254H48V256H49V258H46V256H47ZM55 254H56V252H55ZM60 254V253H59ZM78 254V255H77ZM80 254V255H79ZM61 255V254H60ZM149 255H151V254H149ZM157 255V254H156ZM158 255L157 256H155V258L157 259V261H156V263H155V261H153L155 264H159V262L158 261H160V260H162V259H159L158 260V258H160V257H158ZM43 258V259H41V257ZM47 256V257H48ZM56 256V255H55ZM72 256H76V258L77 259H75V257L73 258ZM102 258L100 259V261H99V264H107L108 263V261L107 260H109V258L108 257H105V256H107V254L105 255V254H103L102 253V255H100ZM147 256V255H146ZM197 256V255H196ZM62 257H63V255H62ZM158 257V258H157ZM47 260H49V262L47 261V262H45L46 261V259ZM57 258H58V256H57ZM81 258V257H80ZM108 258V259H107ZM145 258H147V257H145ZM150 258H152V257H150ZM149 257L147 258V261L148 262H150V261H152V260H148V259H150ZM65 259V258H64ZM107 259V260H106ZM179 259H181V257L179 258ZM179 259H178V261H179ZM61 260V259H60ZM67 260V258L65 259V261ZM69 260L68 259V261L67 262H62L63 264H67V263H72V264H74L75 262H74V260ZM153 260H155L154 259V257H153ZM166 260H164V261H166ZM79 262H80V259L78 260ZM78 261H76V263H79ZM167 261H166V263H167ZM171 262V259H170V262H168L169 264L171 263V264H173L174 262ZM177 261V260H176ZM177 261V262H178ZM57 262V261H56ZM55 262V263H56ZM147 262V263H148ZM153 262H151V263H153ZM162 264H163V260L162 261H160ZM153 263V264H154ZM165 263V262H164ZM178 263H180V262H178ZM34 264H36V263H34ZM57 264H58V262H57ZM59 264H60V261H59ZM149 264V263H148Z\"/></svg>",
  "mask_w": 264,
  "mask_h": 264
}]
</instances>
